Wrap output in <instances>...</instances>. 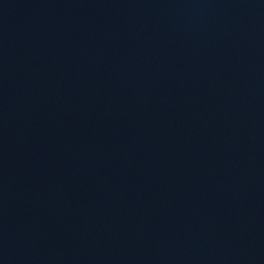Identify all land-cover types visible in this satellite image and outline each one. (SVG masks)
<instances>
[{
  "label": "water",
  "instance_id": "obj_1",
  "mask_svg": "<svg viewBox=\"0 0 264 264\" xmlns=\"http://www.w3.org/2000/svg\"><path fill=\"white\" fill-rule=\"evenodd\" d=\"M0 264H264V0H0Z\"/></svg>",
  "mask_w": 264,
  "mask_h": 264
}]
</instances>
